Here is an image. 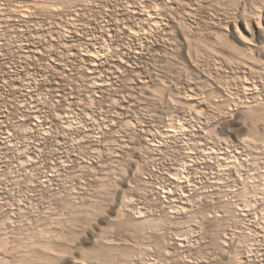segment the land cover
<instances>
[{"label": "rangeland", "instance_id": "obj_1", "mask_svg": "<svg viewBox=\"0 0 264 264\" xmlns=\"http://www.w3.org/2000/svg\"><path fill=\"white\" fill-rule=\"evenodd\" d=\"M0 264H264V0H0Z\"/></svg>", "mask_w": 264, "mask_h": 264}, {"label": "bare ground", "instance_id": "obj_2", "mask_svg": "<svg viewBox=\"0 0 264 264\" xmlns=\"http://www.w3.org/2000/svg\"><path fill=\"white\" fill-rule=\"evenodd\" d=\"M172 127H174V125L172 126ZM175 128V127H174ZM177 173V172H176ZM175 174V173H174ZM179 176V175H178ZM181 177V176H180ZM177 178V177H176ZM139 212V211H138ZM141 212V211H140Z\"/></svg>", "mask_w": 264, "mask_h": 264}]
</instances>
